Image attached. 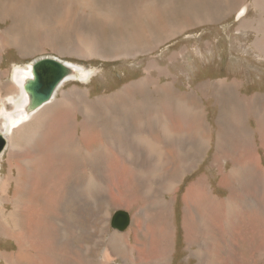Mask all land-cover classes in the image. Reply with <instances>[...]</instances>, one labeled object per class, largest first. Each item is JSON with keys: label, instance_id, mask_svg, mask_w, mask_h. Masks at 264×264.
I'll use <instances>...</instances> for the list:
<instances>
[{"label": "rangeland", "instance_id": "374dc122", "mask_svg": "<svg viewBox=\"0 0 264 264\" xmlns=\"http://www.w3.org/2000/svg\"><path fill=\"white\" fill-rule=\"evenodd\" d=\"M18 1L23 0H0V42L4 46L0 49V74H4L0 85H8L13 91L12 68L47 56L92 70L88 82L73 81L64 86L63 90L70 91L68 110L74 117L60 109L47 117L69 127L74 120L77 136L83 133L79 126L86 125L90 139L76 138V146H66L62 138L72 136L63 129L64 135L51 147V143L44 141L49 134L44 119L24 126V131L15 135L1 161L0 214L8 216L15 209L11 202H17L18 193L28 182L24 169H20L26 163L33 169L52 166L43 173L39 171L37 179L57 189L59 202L43 220L41 229L49 235L41 238L40 250L32 253L33 258H16V240L0 237V264H132L148 236L160 250L168 245L169 254L161 252L165 254L162 264H264V233L261 238L258 225L253 224L264 222V178H259L255 186L244 173L224 186L220 178L231 175L228 170L233 162L236 170L242 167L238 165L240 153L235 148L241 146L240 142L248 143L246 156L252 154L257 165L261 162L264 175V112L262 101L257 100L264 93V56L259 51L264 48L262 42L257 44L264 31L256 30V24L252 31L242 27L247 20L264 22V0H90L91 5H84L82 0H45L49 6L34 9L33 13L32 0H25L24 7H19ZM247 6L248 13L242 15ZM51 16H58L56 22L67 24L65 31L53 29L56 22L47 21L53 19ZM179 30L182 32L178 33ZM76 35L91 41H80ZM170 37L173 39L169 40ZM70 38L74 43L67 45ZM148 66L151 81L145 72ZM77 90L85 98L76 96ZM253 98L252 113L247 109L244 112L242 104ZM151 106L154 114L146 116ZM156 107L163 115L159 122L153 119ZM256 110L263 118L253 115ZM143 121L147 124L141 125V131H146L152 144L165 150V155L152 153L146 142H138V134H131L138 131L137 126ZM236 125L243 128L240 134L233 129ZM115 126L120 130L113 129ZM98 128L105 131L107 142L115 141L113 134H117L113 152L97 146L91 151V147L81 146L88 139L90 144L101 139L102 131ZM129 136L137 141L136 145L130 144L131 149L127 145ZM13 143L18 153L8 160ZM19 153L23 159L12 173L8 171L9 165L18 159ZM113 155L120 162L112 161ZM140 160L147 163V176L141 172ZM94 168L99 174L93 172ZM71 179H79L82 184L74 185ZM20 180L22 184L17 186ZM199 180L202 189L216 199L217 211L225 217L215 219L214 210L188 202V225L195 228L190 230L194 238L186 237L183 197ZM240 187L247 191L242 197L238 193ZM118 211L130 216L131 226L123 232L110 227L111 218ZM233 211L236 219L231 220ZM14 217L19 226L18 210ZM14 221L12 217L11 223ZM230 222L244 223V231L233 234L232 228L235 230L237 225L231 227ZM199 226L204 228L199 231ZM127 233L135 250L130 260L123 257L120 239V235ZM24 238L28 237L24 234ZM151 240L147 239L145 248L141 247L148 256L152 253ZM200 252L203 255L196 257Z\"/></svg>", "mask_w": 264, "mask_h": 264}, {"label": "bare ground", "instance_id": "6f19581e", "mask_svg": "<svg viewBox=\"0 0 264 264\" xmlns=\"http://www.w3.org/2000/svg\"><path fill=\"white\" fill-rule=\"evenodd\" d=\"M25 0L22 1V3H24ZM30 1V0H29ZM82 3H84V5L86 4H90V0H82L81 1ZM21 2L18 1V4H21V5H18L19 7L22 6L24 7V5L22 4ZM8 4V3H7ZM12 4V3H11ZM13 5V4H12ZM57 4H55L53 7L55 8ZM257 5V4H256ZM49 4L47 1L45 0H32V2H30V7H31V13H33L32 11L34 9H37L40 8L42 9V7H48ZM77 6V5H76ZM13 8V7H12ZM85 8V7H84ZM28 9V7H27ZM264 9V8H263ZM248 6L245 8V10L242 12V15L244 13H248ZM247 15V14H245ZM31 16V15H30ZM141 16V15H140ZM33 17V16H32ZM247 17V16H246ZM51 18L53 19H47V21H51V20H54L55 22L57 21V19H59L58 16H51ZM161 18V17H160ZM237 18L240 19V15H237ZM42 19V18H41ZM36 22L39 20L38 19V16H35V19ZM63 20V19H62ZM72 22L74 23L73 19H71ZM248 22H245V23H248V25H250L248 28L250 29H253V25H259L258 28H255L256 30H260V31H264V27L262 26V23L259 24L258 21H251V20H247ZM112 22V21H111ZM10 25V24H9ZM54 25V28L51 27V26H47V28H53L54 30H63L65 31L66 29V25L64 24V22L62 23L61 20L56 22ZM79 25V24H78ZM81 25V24H80ZM86 26V25H85ZM160 29V28H159ZM69 30H72L74 31V29H69ZM78 30V29H77ZM185 31V30H184ZM2 34V33H1ZM2 36V35H1ZM3 37V36H2ZM49 37V36H47ZM62 37V36H61ZM77 39L80 40V41H85V42H89L91 41L90 39L88 38H85L83 37V35H76ZM59 39V38H58ZM39 40V39H38ZM20 41V40H19ZM255 42V41H254ZM262 42V48H264V38L261 40V41H257V44L261 43ZM74 41L72 40V38L68 39V42H67V45H71L73 44ZM249 43V42H248ZM53 44V43H51ZM107 44V43H106ZM261 45V44H260ZM89 46V45H87ZM259 46V45H258ZM3 43L1 44L0 42V49H3ZM75 48V46L73 47ZM72 48V49H73ZM77 48V46H76ZM91 48V47H90ZM93 48V47H92ZM249 48V46H248ZM257 48V46L255 47ZM260 48V47H259ZM259 48H257L259 50ZM67 49V47H66ZM58 50V49H57ZM69 50H71V48H69ZM78 50V49H77ZM61 51V50H60ZM261 51V55L260 56H264V49L263 50H259ZM69 52V51H67ZM58 53V52H57ZM62 54V53H60ZM64 54V53H63ZM77 54V52H76ZM39 55V54H38ZM58 56V55H57ZM143 56V55H142ZM49 57V56H47ZM50 58H53V57H50ZM57 60H59L58 58H55ZM118 60V59H117ZM61 61V60H59ZM66 67H68L70 70H71V73L66 77L64 78V80L58 85V87L56 88V90L54 91L52 97L46 101L41 107H39L38 109L36 110H29L28 109V97L26 95V93L24 92L23 90V85L24 83L29 80V79H32V72H31V67H32V64L31 63H28L24 66H14L12 68V71H11V85L14 87L13 88V91L12 89L10 88V86L8 85H3L1 84L0 85V139H3L5 140V142L7 143L6 146H5V150L0 154V167H1V161L2 159L4 158V155H5V152H6V149L7 147L13 142L14 140V137L16 134H19L21 132V130L24 128V126H27L29 124H36L37 122H41L42 119H44V121L47 123V127H46V130L49 129V134L46 133L47 136H45L44 138V141L45 143L47 144H50L52 143V146L53 147V144L54 143H57V139L60 138L64 135V130L66 131V135H68L70 133V135L72 136L71 138H65L64 142L65 144L67 145H70L74 140H71L73 138H89L90 137L88 136V133H90V129L88 130L86 128V125L85 126H79L80 129H82L83 133L79 136H77L78 132L75 133V128L73 129L72 126L73 124L75 125L74 127H76V130L78 128V125L77 122H74V120L71 121V124L72 126L69 127V124H65V125H61L60 123L62 121L59 120V122L57 121H50L47 117L49 116V114H55V111L53 112V110H58L60 109L61 111H65L67 110L69 112V114L74 117V113L70 112L68 110L69 108V92L70 91H65L63 90L64 89V86L69 83V82H88L91 75L93 74V71L90 70V69H86V68H83V67H80V66H77L76 64H72V62L68 63V62H64V61H61ZM150 65V64H149ZM151 67L148 66L146 69H145V72L147 73L148 76H151ZM97 72V71H96ZM2 77H4V74L1 73L0 74V79H2ZM139 82V81H138ZM5 83V82H4ZM144 83V82H143ZM159 83V82H158ZM234 83V82H233ZM147 84V83H146ZM139 85V84H138ZM149 85V84H148ZM223 85V84H222ZM233 85V84H232ZM231 85V86H232ZM141 86V85H140ZM196 86V85H195ZM230 88V86H229ZM3 89H5V91H2ZM73 90H75V88L72 87ZM64 91V92H63ZM76 91V90H75ZM78 92H75L76 96L78 95H82L84 98H85V94L84 93H81L80 90H77ZM4 92V93H3ZM254 99V98H253ZM81 100V99H80ZM256 100V99H255ZM257 100H260L262 102H260V105H263V100L261 97L260 98H257ZM235 102V101H234ZM86 103V102H85ZM250 103V102H249ZM248 103V104H249ZM232 104V103H231ZM243 105V104H242ZM241 105V107H242ZM82 106V105H81ZM252 107V106H251ZM248 108V107H247ZM255 108V107H253ZM236 109V107H235ZM234 109V110H235ZM245 109V108H244ZM256 109V108H255ZM242 110V109H241ZM260 110V109H259ZM247 111H249V113L251 114L252 113V110L250 109V106L249 108L247 109ZM257 111V110H256ZM253 112V115L255 116H259L260 118L262 117L261 115H258V111L257 112ZM262 111V110H261ZM245 112V111H244ZM263 112V111H262ZM64 113V112H62ZM240 113V112H239ZM242 113V112H241ZM88 114V113H87ZM246 114V113H245ZM260 114V113H259ZM262 114V113H261ZM264 114V113H263ZM57 115V114H56ZM62 116V115H61ZM86 116V115H85ZM238 116V115H237ZM241 116V115H240ZM239 116V117H240ZM55 117V116H54ZM60 117V116H59ZM65 116L62 117V119L64 118ZM159 117V116H158ZM264 117V115H263ZM262 117V118H263ZM86 118H91V117H86ZM195 118V117H194ZM256 118V117H255ZM61 119V118H60ZM244 119V118H242ZM241 119V120H242ZM247 119V118H246ZM257 119V118H256ZM85 120V119H84ZM156 120H159L156 116ZM198 120V119H197ZM244 121V120H243ZM177 122V121H176ZM217 122V121H216ZM215 122V123H216ZM259 122V121H257ZM178 123V122H177ZM255 123V122H254ZM260 123V122H259ZM41 124V123H40ZM44 124V123H43ZM256 124V123H255ZM262 124V123H261ZM260 124V125H261ZM262 126V125H261ZM45 127V126H44ZM27 128V127H26ZM262 128V127H261ZM25 129V128H24ZM64 129V130H63ZM233 129L234 131H236L235 133H239V131L243 128L241 127V125H236V126H233ZM263 130V129H261ZM24 131V130H22ZM27 131V129H26ZM31 131V130H30ZM34 132V131H33ZM45 131L41 132V133H44ZM41 133L38 135V137L41 136ZM243 133V132H242ZM264 133V132H263ZM23 134V133H22ZM33 134V133H32ZM153 134V133H152ZM156 134V133H155ZM234 134V133H233ZM240 134V133H239ZM44 135V134H43ZM164 135V134H163ZM262 135V134H261ZM264 135V134H263ZM18 136V135H17ZM26 136V135H25ZM29 136V135H28ZM37 136V134H36ZM35 137V135H34ZM247 137V136H246ZM138 138H139V141H144V142H151L146 136L145 134H138ZM152 138V137H151ZM154 138V137H153ZM162 138V137H161ZM243 138V137H242ZM88 139V143L86 145H81V146H88V144L90 145L89 143V140ZM219 139V138H218ZM248 139H249V136H248ZM247 139V140H248ZM38 140V138H37ZM76 140V139H75ZM224 140V139H223ZM264 140V139H263ZM39 141V140H38ZM37 141V142H38ZM43 141V140H42ZM155 141V140H154ZM204 141V139H203ZM240 141V140H239ZM242 141V140H241ZM259 141V140H258ZM22 142V141H20ZM16 143V142H15ZM39 143H41V141H39ZM218 143V142H217ZM220 143V142H219ZM222 143V142H221ZM17 144V143H16ZM34 144V143H33ZM44 144V143H43ZM59 144V143H58ZM58 144H55V145H58ZM143 144V143H141ZM146 144V145H147ZM248 144V143H247ZM42 145V144H41ZM60 145V144H59ZM64 145V144H63ZM66 145V146H67ZM200 145V144H199ZM205 145H206V142H205ZM225 145V144H224ZM223 145V146H224ZM12 149L9 150L8 152V155H7V158L8 160H11L14 155L16 153H18V151L14 150L16 148V146L14 145L13 143V146H11ZM47 147V146H46ZM199 147V146H198ZM203 147V146H201ZM218 147V146H217ZM226 147V146H224ZM238 147V146H237ZM70 148V147H69ZM84 148V147H83ZM145 148V147H144ZM147 148V146H146ZM145 148V149H146ZM148 148L149 151H153L158 153L159 155H165L164 151L165 150H161L159 147L157 146H154L152 144H148ZM182 148V147H181ZM187 148V147H186ZM197 148V147H196ZM221 149V147H219ZM259 148V147H258ZM9 149V148H8ZM51 149V148H49ZM88 149V148H87ZM198 149V148H197ZM14 150V151H13ZM45 150V148H44ZM82 150V149H81ZM86 150V149H85ZM185 149H183L182 151H184ZM222 150V149H221ZM225 150V149H224ZM239 150V149H238ZM263 150V149H262ZM13 151V152H12ZM219 150H217L216 148V154L218 153ZM84 152V151H83ZM87 153V152H86ZM235 153V152H234ZM245 154V153H244ZM246 155V154H245ZM250 155V154H249ZM91 156V155H90ZM242 157V155H241ZM84 158V157H83ZM213 158H214V155H213ZM237 158V157H236ZM243 158V157H242ZM215 159V158H214ZM228 159V158H227ZM234 159V158H233ZM4 160V159H3ZM81 160V159H80ZM84 161V160H83ZM86 161V160H85ZM242 161V160H241ZM18 162V161H17ZM81 162V161H80ZM88 162V161H87ZM159 162V161H158ZM165 162V161H163ZM240 162V161H239ZM238 162V165L239 164H242V163H239ZM247 162V161H246ZM15 163V162H14ZM83 163V162H81ZM92 163V162H91ZM100 163V162H99ZM139 163V162H138ZM72 164V163H70ZM260 164V163H258ZM19 165V164H18ZM155 165V164H154ZM247 166H249V171H246L247 174L249 173H259L260 172V168L256 165V163L253 162V157H250L249 158V162L246 164ZM17 166V165H16ZM141 166L142 168V173L143 174H148V171L147 169L145 168V166L143 167L140 163H139V167ZM72 167V166H71ZM82 167V166H81ZM111 167V166H110ZM232 167V166H231ZM68 168V167H67ZM158 168V167H157ZM111 169V168H110ZM222 169V168H221ZM69 170V169H68ZM67 170V171H68ZM235 170V169H234ZM15 171V170H14ZM19 171V168L18 170ZM21 171V170H20ZM19 171V172H20ZM136 171V170H135ZM232 171V170H231ZM81 172V171H80ZM83 172V171H82ZM93 172L94 173H97L99 174V172H97L95 170V168L93 169ZM157 172V170L155 171ZM222 172V171H220ZM234 172V171H233ZM232 172V173H233ZM18 173V172H17ZM163 173V172H162ZM19 174V173H18ZM68 174V173H67ZM158 174V173H157ZM153 175V173H152ZM165 175V174H163ZM221 176V175H220ZM7 177V176H6ZM40 177V176H39ZM38 177V178H39ZM155 177V176H154ZM157 178V177H156ZM221 178V184H223L222 186L224 185H228V182H229V179H228V176H223V177H220ZM59 179V178H58ZM154 179V178H153ZM38 180V179H37ZM159 180V179H158ZM28 181V180H27ZM67 181V180H66ZM72 184L74 185H81L82 184V181H79L78 180H74V179H71L70 180ZM69 181V182H70ZM200 181L199 180L198 182L194 183L193 186H189L190 188L187 190V192H185V195L183 197V203H184V208H185V214H186V218L183 219V225H184V231H185V235L186 237H193V234L190 232L191 229L195 228L194 225H188V217H187V213H188V207H187V203L188 202H197L199 204H203L206 208L210 209V211L214 210V213L216 214V217H214L215 219H218L219 217H225V215L219 213L216 209V206H217V203H216V199L212 198L208 193H206L202 187H201V184H200ZM61 183V182H59ZM17 186H19L20 184L19 183H16ZM36 184H38V182H36ZM71 184V185H72ZM48 185V184H47ZM45 185V186H47ZM61 185V184H60ZM68 185V184H67ZM69 185V187L71 186ZM26 186V184H25ZM23 186V187H25ZM39 187V186H38ZM50 187H52L50 185ZM54 187V186H53ZM227 187V186H226ZM224 188V187H223ZM55 189V187H54ZM59 189V188H58ZM106 189V188H105ZM63 190V189H62ZM48 191V190H47ZM52 191V190H51ZM235 192V191H234ZM245 192V189L244 188H240L238 189V193L241 194V197L242 195L244 194ZM38 193V192H37ZM55 193V192H54ZM16 194V193H15ZM14 194V195H15ZM46 194V193H45ZM58 194V193H57ZM41 195V194H40ZM235 195V194H234ZM233 195V196H234ZM27 197V196H26ZM59 197V196H58ZM61 197V196H60ZM187 197V198H186ZM240 197V198H241ZM34 198V197H33ZM39 198V197H38ZM19 199V198H17ZM32 199V198H31ZM186 199L188 201H186ZM234 199V198H233ZM238 199V198H237ZM193 200V201H192ZM18 202V200H17ZM17 202L15 201H12L11 203H13L15 209L12 211L11 214H9L8 216H4V213L0 214V236L1 237H6V238H12V239H15L16 242H17V253L14 255L16 256V258H21L22 261H26L27 259L31 258L32 257V253H37L39 250H40V246H39V242H37L35 239H28L27 240L24 238V234L22 233V230L19 228L18 226V221L15 219L14 215H16L17 213ZM54 202V201H53ZM56 202V201H55ZM224 202V201H222ZM20 203V202H19ZM29 203V202H28ZM221 202H219L220 204ZM245 203V202H244ZM248 203V202H247ZM54 204V203H53ZM56 204H58L56 202ZM54 204V206L56 205ZM223 204V203H222ZM226 204V203H225ZM236 204V203H235ZM12 205V204H11ZM30 205V204H29ZM239 205V204H238ZM237 205V206H238ZM246 205V204H245ZM249 206V204H247ZM256 205V204H255ZM27 206V205H26ZM38 206V205H37ZM190 206V205H189ZM199 206V205H198ZM229 206V205H228ZM258 206V204H257ZM22 207V205H21ZM29 207V206H28ZM27 207V208H28ZM36 207V206H35ZM53 207V206H52ZM192 207V206H191ZM196 207V206H195ZM242 207V206H241ZM244 207V206H243ZM247 207V206H246ZM39 208V207H38ZM44 208V207H43ZM203 208V207H202ZM221 208V207H220ZM229 208V207H228ZM236 208V207H235ZM55 209V208H54ZM193 209V208H192ZM23 210V209H22ZM48 210V209H47ZM190 210V208H189ZM199 210V209H198ZM226 210V209H225ZM23 212V211H22ZM31 212V211H30ZM37 212V211H36ZM183 212V211H182ZM207 212V211H206ZM228 212V211H227ZM246 212V211H245ZM29 213V212H28ZM205 214V213H204ZM203 214V215H204ZM211 214V212H210ZM232 214V213H231ZM234 214V212H233ZM24 215V213H23ZM159 215V214H158ZM163 215V214H162ZM162 219L163 220H166V217L165 216H162ZM192 215V214H191ZM194 215V214H193ZM247 215V214H246ZM227 216V215H226ZM12 217L14 218V223L12 224L11 223V219ZM29 217V216H28ZM40 217V216H39ZM160 217V215H159ZM198 217V216H197ZM199 218V217H198ZM213 218V217H212ZM161 219V220H162ZM195 219V218H193ZM208 220L210 218H207ZM215 219H213L215 222H217ZM224 219V218H223ZM236 219V218H235ZM253 219V218H252ZM29 220V219H28ZM162 220V221H163ZM196 220V219H195ZM232 220V219H231ZM13 221V220H12ZM31 221V220H30ZM193 221V220H192ZM198 221V220H197ZM228 221V220H227ZM212 222V221H211ZM211 222H210V225H211ZM244 222V221H243ZM33 223V221H32ZM156 223V222H155ZM214 223V222H213ZM212 223V225H213ZM218 223V222H217ZM206 224V223H205ZM208 224V223H207ZM21 225V224H20ZM209 225V224H208ZM228 225H230L231 227H233L234 225H237V228L235 230H233L232 228V231H233V234H238L240 233L243 229H244V223L242 222H237V223H234V222H230L228 223ZM151 226V225H150ZM24 227V226H23ZM36 227V226H35ZM153 227H154V224H153ZM165 227V226H164ZM203 227V226H202ZM202 227H198L199 231H201V228ZM211 227V226H210ZM214 227V225H213ZM224 227H227V226H224ZM235 227V226H234ZM197 228V227H196ZM204 228V227H203ZM212 228V227H211ZM26 229V228H25ZM147 229H150V228H147ZM208 229V228H207ZM210 229V228H209ZM228 229V228H227ZM168 230V229H167ZM230 230V229H229ZM247 230V229H246ZM26 231V230H25ZM148 231V230H147ZM156 231V230H155ZM170 230H168L169 232ZM223 231V230H222ZM244 231V230H243ZM159 233H160V236H163L164 235V232L160 229L159 230ZM201 233V232H199ZM244 233V232H243ZM27 234V232H26ZM30 234V233H29ZM196 234V233H195ZM198 234V232H197ZM205 234V233H204ZM216 234V233H215ZM221 234V233H220ZM224 234V232L222 233ZM250 234V233H249ZM157 235V234H156ZM206 235V234H205ZM241 235V234H240ZM32 236V234H31ZM121 236V235H120ZM224 236V235H223ZM185 237V238H186ZM217 237V236H215ZM219 237V236H218ZM5 238V239H6ZM53 238V237H52ZM194 238V237H193ZM203 238V236H202ZM214 238V237H213ZM188 239V238H187ZM244 239V238H243ZM132 240V239H131ZM147 240V238L145 239V241ZM195 240V239H194ZM209 240V239H207ZM254 240V239H253ZM206 242V241H205ZM209 242V241H208ZM217 242V241H216ZM245 242V241H244ZM250 242V240H249ZM219 243V241H218ZM246 243V242H245ZM168 244V243H167ZM204 244V243H203ZM207 244V243H206ZM247 244V243H246ZM223 245V244H222ZM165 246V245H163ZM202 246V245H201ZM157 248V247H156ZM131 249V248H130ZM158 249V248H157ZM165 249H168V248H165ZM206 249V248H205ZM142 250V249H141ZM159 250V253L162 252V250H160V248L158 249ZM164 250V249H163ZM135 251V250H134ZM166 251V250H164ZM198 251V250H197ZM155 252H156V249H155ZM42 253V252H41ZM50 253V252H49ZM48 253V254H49ZM126 253H132V251L130 250H127L126 252L122 253L123 255H125ZM158 253V251H157ZM237 253V252H236ZM40 255V253H38ZM155 254V253H154ZM138 255V254H137ZM152 255V254H151ZM199 255H203V253H198V255H195L196 257L199 256ZM35 256V255H34ZM41 256V255H40ZM129 257V256H128ZM33 258V257H32ZM131 258V257H130ZM232 258V257H231ZM233 259V258H232ZM13 260V258H12ZM30 260V259H29ZM138 261V260H137ZM30 262V261H29ZM139 262V261H138ZM14 263V262H13ZM21 263V262H20ZM34 263V262H33ZM19 264V263H18Z\"/></svg>", "mask_w": 264, "mask_h": 264}, {"label": "crops", "instance_id": "0c3cea01", "mask_svg": "<svg viewBox=\"0 0 264 264\" xmlns=\"http://www.w3.org/2000/svg\"><path fill=\"white\" fill-rule=\"evenodd\" d=\"M262 20L264 21V19L262 18ZM248 23H246V25H243L242 24V27H244L245 29H247ZM262 26L264 27V22L262 23ZM250 29V28H249ZM252 31V29H250ZM182 32V30H179L178 33ZM176 32L174 33V36L173 37H176ZM173 37H170L169 40H171V38L173 39ZM264 38V36H263ZM160 46V45H159ZM148 81H151L152 80V77H148L147 79ZM228 84V83H226ZM156 87V86H155ZM133 92V91H132ZM131 96V95H130ZM262 99H264V93L263 95L261 96ZM256 99V98H255ZM250 102V103H249ZM248 103H244L243 104V110L245 111L246 109L249 108V106H253L254 105V99H251ZM248 107V108H247ZM245 108V109H244ZM261 108H262V111L264 112V100H263V105H261ZM157 109V113L155 114L154 116V120H156V116L159 120H156V121H161L163 119V115H162V111L160 110L159 107H156ZM154 114V107L151 106V108L145 113L146 116H151ZM159 116V117H158ZM146 121V120H145ZM145 121H143L142 123H139V125L137 126L138 128V131L137 132H133L131 133L132 135L134 134H140L139 131H141L140 127L142 124H147ZM38 123V122H37ZM97 125H95V129H97L96 127ZM72 128L74 129L75 127L72 126ZM99 129V128H98ZM113 129L115 130H120V128H118L117 126H115ZM125 129V128H124ZM101 130V129H99ZM102 133H101V139L97 140L96 143H92V144H88L89 147H91V151H93L94 149L96 148H93L95 146H97V148L99 147H102L104 149V151L107 150V148L113 152L114 150V147L116 145V137H117V134H113V136L115 137V141H113L112 143L111 142H107L106 140V137L104 136L105 135V131L101 130ZM197 131L199 133L200 130L197 129ZM42 132V131H41ZM143 132V131H141ZM144 134L146 133L143 132ZM130 134V132L128 133ZM192 135V134H190ZM104 136V138H103ZM146 136V135H145ZM150 141L152 140L149 136H146ZM187 137L190 138V136L187 134ZM129 138H131V140L129 141V143L127 144L129 149H131V146L130 144L132 142H134V144L136 145V140H132V136H129ZM63 140H65V138H62ZM76 138H73L71 140H74L70 145H67V146H76V141L78 140H75ZM35 141V140H33ZM32 141V143H33ZM79 142V141H78ZM138 142H144V141H138ZM147 143V142H146ZM152 144V141L151 142H148V144ZM209 143V141L206 142V145ZM52 144V143H51ZM81 144V143H80ZM147 144V145H148ZM82 145V144H81ZM153 145V144H152ZM241 145V146H240ZM111 146V147H110ZM238 146V145H237ZM235 147L237 149H239V157H240V167L239 169L236 170V162H233V165L231 164L232 167H230V169L228 170V172H230L231 170V175L228 176V179H229V182L228 184H231L234 182L235 179H238L240 177V174L241 173H244L245 175H247L249 177V181L255 186L258 179L259 178H264V175H263V170H262V167H261V162L258 161V163H260L259 165H256L260 168V172L259 173H249L247 174L246 171H249V166H247L246 164L249 162V158L250 157H253V162L255 163V160H254V156L250 153L247 154V156L245 155L248 151H249V145L244 143V142H240L239 146L240 147ZM128 149V150H129ZM116 151H117V148H116ZM235 151H233L232 153H234ZM129 153V152H128ZM245 153V154H244ZM250 154V155H249ZM118 155V154H117ZM117 155H113V159L112 161L114 162H120L119 158L117 157ZM129 156H131L130 154H128ZM214 155V154H213ZM212 155V157H213ZM242 155V157H241ZM137 158V156H135ZM238 157V156H236ZM23 159L21 153H19V157L17 160H14L12 162L11 165H9V170H12L14 166L17 165V163L19 161H21ZM138 159V158H137ZM214 159V158H213ZM242 160V161H241ZM18 161V162H17ZM141 162H139L140 164L142 163L145 168L147 167V163L145 160H140ZM247 161V162H246ZM15 162V163H14ZM141 164V165H142ZM52 166H49V167H44L43 165L40 167V168H37L35 167L34 169L32 168V165L31 164H24V166H21L20 169L25 171V177L27 178L28 182L25 186V188L23 190H21L19 193H18V196H19V199H18V202H17V206H18V219H19V226H20V229L22 230V233L25 234L26 237H28L29 239H35L37 242H39L41 240L42 237H45L47 235H49V233L47 232H43L42 229H41V225L43 223V220L48 217L47 215L49 214V211L56 208L57 207V204L56 202L58 203L59 202V194L57 189H54L53 187H50V185H47L45 186L44 183H39L38 180H37V176L39 175V171L40 172H44L46 170H49L51 169ZM147 169V168H146ZM235 169V170H234ZM7 171V172H8ZM20 171V170H19ZM27 171H29V176L27 177ZM34 171V172H33ZM234 171V172H233ZM233 172V173H232ZM12 173H13V170H12ZM149 174V172H148ZM147 176V174H144ZM36 182H38V184H36ZM22 184V180H20V185ZM39 186V187H38ZM242 188V187H240ZM239 188V189H240ZM48 190V191H47ZM52 190V191H51ZM246 191V190H245ZM38 192V193H37ZM55 192V193H54ZM247 192V191H246ZM244 192V193H246ZM46 193V194H45ZM85 193V192H83ZM41 194V195H40ZM27 196V197H26ZM34 197V198H33ZM39 197V198H38ZM32 198V199H31ZM54 201V202H53ZM56 201V202H55ZM20 202V203H19ZM29 202V203H28ZM56 204L54 206V204ZM19 204V205H18ZM30 204V205H29ZM22 205V207H21ZM27 205V206H26ZM38 205V206H37ZM29 206V207H28ZM36 206V207H35ZM53 206V207H52ZM28 207V208H27ZM39 207V208H38ZM44 207V208H43ZM23 209V210H22ZM48 209V210H47ZM1 211V210H0ZM3 211V210H2ZM23 211V212H22ZM31 211V212H30ZM37 211V212H36ZM29 212V213H28ZM234 212V211H233ZM230 215L231 216V219L234 220L235 218V212L234 214ZM259 212V211H258ZM24 213V215H23ZM249 214H252V213H249ZM241 215L245 216L246 213H242ZM29 216V217H28ZM40 216V217H39ZM254 217L256 219H258L259 215L258 214H254ZM29 219V220H28ZM31 220V221H30ZM33 221V223H32ZM21 224V225H20ZM44 224V223H43ZM253 224H257L258 225V230L260 231V234H261V238H263V233H264V222H254ZM24 226V227H23ZM36 226V227H35ZM131 226V224H130ZM129 226V228H130ZM182 227V225H181ZM26 228V229H25ZM26 230V231H25ZM146 231L144 228H143V232ZM27 232V234H26ZM131 232V230L129 231ZM30 233V234H29ZM32 234V236H31ZM1 237V236H0ZM127 237V238H126ZM131 235L130 233H127V234H122L120 236V239H121V245H122V249H123V253L126 252L127 250H131L132 253H126L125 255H123V257H126L125 259L127 260H130L132 257L131 255L133 254V247L131 245ZM1 238H6V237H1ZM7 240H10V238H6ZM147 239H150L151 238L148 236ZM153 240H151L152 242ZM147 245V240L145 241V239L142 241V244L140 246V251L138 253V256H136L134 258V261L135 263H132V264H162V263H165V261L163 260L165 254L164 253H159V256L158 258L156 259V255L154 254L155 253V249H156V244L154 243V241L152 242L151 244V254L150 256H148L146 253H145V250L142 249L141 247L145 248V246ZM154 246V247H153ZM131 248V249H130ZM165 248H168V245H165L164 246V250H162V252H167L169 254V250L165 249ZM142 249V250H141ZM129 256V257H128ZM131 257V258H130ZM134 257V255H133ZM139 262H138V261Z\"/></svg>", "mask_w": 264, "mask_h": 264}, {"label": "water", "instance_id": "95a60500", "mask_svg": "<svg viewBox=\"0 0 264 264\" xmlns=\"http://www.w3.org/2000/svg\"><path fill=\"white\" fill-rule=\"evenodd\" d=\"M32 79L27 80L23 90L28 97V109L33 111L48 101L58 85L66 78L71 70L61 61L44 57L31 63ZM6 142L0 139V154L5 149ZM130 216L123 211L115 212L111 218L110 227L123 232L130 226Z\"/></svg>", "mask_w": 264, "mask_h": 264}]
</instances>
